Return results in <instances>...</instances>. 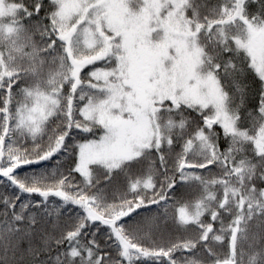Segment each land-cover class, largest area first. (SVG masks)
Listing matches in <instances>:
<instances>
[{"label": "snow or ice", "instance_id": "obj_1", "mask_svg": "<svg viewBox=\"0 0 264 264\" xmlns=\"http://www.w3.org/2000/svg\"><path fill=\"white\" fill-rule=\"evenodd\" d=\"M0 264H264V0H0Z\"/></svg>", "mask_w": 264, "mask_h": 264}, {"label": "trees", "instance_id": "obj_2", "mask_svg": "<svg viewBox=\"0 0 264 264\" xmlns=\"http://www.w3.org/2000/svg\"><path fill=\"white\" fill-rule=\"evenodd\" d=\"M32 167H35V166H32ZM24 171H31V168H28V169H25ZM37 199H38V197H37Z\"/></svg>", "mask_w": 264, "mask_h": 264}]
</instances>
